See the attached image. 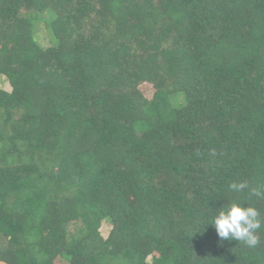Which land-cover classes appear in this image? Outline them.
Masks as SVG:
<instances>
[{
	"label": "trees",
	"instance_id": "trees-1",
	"mask_svg": "<svg viewBox=\"0 0 264 264\" xmlns=\"http://www.w3.org/2000/svg\"><path fill=\"white\" fill-rule=\"evenodd\" d=\"M1 76L0 264H264V0H0Z\"/></svg>",
	"mask_w": 264,
	"mask_h": 264
},
{
	"label": "clouds",
	"instance_id": "clouds-1",
	"mask_svg": "<svg viewBox=\"0 0 264 264\" xmlns=\"http://www.w3.org/2000/svg\"><path fill=\"white\" fill-rule=\"evenodd\" d=\"M229 187L235 192H243L249 188L247 181L231 183ZM251 195L264 200V184L251 188ZM217 236L222 241H239L248 247H255L259 243L257 231L261 229L262 221L259 210L246 202H226L217 208L210 223ZM207 224V225H208Z\"/></svg>",
	"mask_w": 264,
	"mask_h": 264
},
{
	"label": "rangeland",
	"instance_id": "rangeland-1",
	"mask_svg": "<svg viewBox=\"0 0 264 264\" xmlns=\"http://www.w3.org/2000/svg\"><path fill=\"white\" fill-rule=\"evenodd\" d=\"M38 31L39 32V35H43L45 38L48 36V32L42 28V27H37ZM0 88L4 89V90H7V91H10L11 88L9 86V83L7 81L6 78H4L3 76L0 77ZM148 92V91H147ZM111 230V225L107 222V221H103L102 222V225H101V228H100V233L101 235L106 238L109 234Z\"/></svg>",
	"mask_w": 264,
	"mask_h": 264
}]
</instances>
